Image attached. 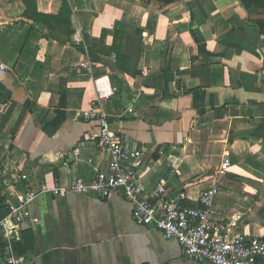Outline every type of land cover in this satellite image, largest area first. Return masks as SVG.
<instances>
[{
  "label": "crops",
  "instance_id": "1",
  "mask_svg": "<svg viewBox=\"0 0 264 264\" xmlns=\"http://www.w3.org/2000/svg\"><path fill=\"white\" fill-rule=\"evenodd\" d=\"M24 1L37 22L22 0H0L7 205L42 184L89 183L106 170L97 123L80 116L101 92L96 105L113 131L144 151L143 191L164 183L197 207L199 193L218 185L213 217L239 215L237 232L264 238V0ZM64 3L69 35L44 17ZM226 151L228 173L214 176ZM131 210L117 193L40 194L30 205L38 223L14 234L13 253L23 264H195L175 239L136 224Z\"/></svg>",
  "mask_w": 264,
  "mask_h": 264
},
{
  "label": "built area",
  "instance_id": "2",
  "mask_svg": "<svg viewBox=\"0 0 264 264\" xmlns=\"http://www.w3.org/2000/svg\"><path fill=\"white\" fill-rule=\"evenodd\" d=\"M105 96L98 92L92 108L82 111L80 116L85 121L97 123L98 143L108 155L106 170L95 173L89 183L72 180L65 187L42 184L39 189L27 190L19 202L10 203L6 216L0 219V241L5 243L4 264H23L13 253L12 239L15 233L38 223L30 211L36 197L45 193L57 197L66 191L100 199L117 193L131 204L136 224L175 239L185 258L195 264H264V238L246 237L237 232L239 215L228 221L213 217V202L220 191L218 185L199 193L197 207L186 205L189 198L184 189L170 192L164 183L148 192L141 189L137 179L144 163V151L130 146L113 131L107 116L96 105ZM228 158L226 151L214 176L227 175Z\"/></svg>",
  "mask_w": 264,
  "mask_h": 264
},
{
  "label": "trees",
  "instance_id": "3",
  "mask_svg": "<svg viewBox=\"0 0 264 264\" xmlns=\"http://www.w3.org/2000/svg\"><path fill=\"white\" fill-rule=\"evenodd\" d=\"M22 2L24 3L25 7H26V12H25V17L27 19L33 20L34 22H37L40 18V15L37 13L36 9L34 8L33 5L31 4H26L24 0H22ZM46 19V23L49 25L50 29L55 28L57 29H61L63 27V30L67 35L70 34V9L68 7V5H66L65 3L62 5L61 10L59 12V14L57 16H44ZM138 41L140 42V33H139V37H138ZM117 38L114 37L113 39V43L111 46V51L115 52L116 51V43L117 40H115ZM116 54V66L119 69H123L121 68V66L119 65V61H120V56H118L117 53ZM124 58V57H123ZM7 203L6 200L4 199V197L1 194L0 191V219H2L4 216H6L7 214ZM4 245L5 243H3L2 241H0V264H4ZM22 246V245H21ZM20 245H14V251L16 252V254H21L24 252V248L22 246L23 250H20Z\"/></svg>",
  "mask_w": 264,
  "mask_h": 264
}]
</instances>
